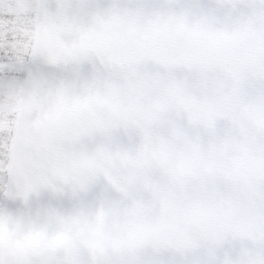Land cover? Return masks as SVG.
Returning <instances> with one entry per match:
<instances>
[{
	"label": "clouds",
	"instance_id": "obj_1",
	"mask_svg": "<svg viewBox=\"0 0 264 264\" xmlns=\"http://www.w3.org/2000/svg\"><path fill=\"white\" fill-rule=\"evenodd\" d=\"M51 12L66 42L119 38L111 62L68 89L92 98L84 131L49 139L68 166L106 180L69 208L0 209V252L68 264H264L255 226L264 205V0H61ZM24 108L27 131L42 135L44 113ZM62 233L66 242L54 246Z\"/></svg>",
	"mask_w": 264,
	"mask_h": 264
},
{
	"label": "snow or ice",
	"instance_id": "obj_2",
	"mask_svg": "<svg viewBox=\"0 0 264 264\" xmlns=\"http://www.w3.org/2000/svg\"><path fill=\"white\" fill-rule=\"evenodd\" d=\"M61 2L48 0H0V70L6 77L0 97L20 86V108L41 110L42 135L27 131L23 116L0 115V209L31 214L38 208H69L92 199L103 185L100 173H82L68 166L64 156L49 145L51 136L84 131L82 114L92 98H73L68 89L73 82L111 62L110 48L118 37L81 36L66 42L55 24L45 35L40 12L54 9ZM59 215V213H57ZM75 223V217H69ZM255 226L264 233V205ZM40 239V233L36 234ZM65 233L53 237L54 246L63 245ZM222 242L223 233L215 238ZM3 240L0 237V245ZM264 255V244L257 249ZM0 264H68L56 255H27L15 261L0 252ZM90 264H130L116 259H94Z\"/></svg>",
	"mask_w": 264,
	"mask_h": 264
},
{
	"label": "water",
	"instance_id": "obj_3",
	"mask_svg": "<svg viewBox=\"0 0 264 264\" xmlns=\"http://www.w3.org/2000/svg\"><path fill=\"white\" fill-rule=\"evenodd\" d=\"M49 3H55V0H48ZM40 18H41V28L42 30L44 31L45 35H47L49 32H50V18H51V15H52V12H51V9H48V10H42L40 12ZM26 89L24 88V86H21V89H20V92L19 94L22 92V91H25ZM20 99V96L18 95V98L17 100ZM25 115H26V110L25 108L21 109L19 104H16V112H15V117L16 116H23L25 118ZM100 180L103 181V183L105 182L106 180V177L103 176V175H100ZM0 207H3V205H1ZM11 219H15V217H11Z\"/></svg>",
	"mask_w": 264,
	"mask_h": 264
},
{
	"label": "rangeland",
	"instance_id": "obj_4",
	"mask_svg": "<svg viewBox=\"0 0 264 264\" xmlns=\"http://www.w3.org/2000/svg\"><path fill=\"white\" fill-rule=\"evenodd\" d=\"M5 80H6V77L0 79V85H3ZM20 89H21V86L18 87L17 89H15L14 91L7 92L4 95L3 103H4L5 107L7 108V110L16 112V103H14V101H17ZM5 98H7V99H5ZM1 205L2 204H0V206Z\"/></svg>",
	"mask_w": 264,
	"mask_h": 264
},
{
	"label": "trees",
	"instance_id": "obj_5",
	"mask_svg": "<svg viewBox=\"0 0 264 264\" xmlns=\"http://www.w3.org/2000/svg\"><path fill=\"white\" fill-rule=\"evenodd\" d=\"M5 75L3 74L2 70H0V79L4 78ZM3 97H0V115H3L5 117L7 116H13L15 117V111H10L7 110V108L5 107L4 103H3Z\"/></svg>",
	"mask_w": 264,
	"mask_h": 264
}]
</instances>
